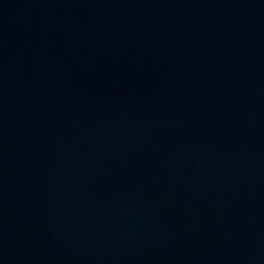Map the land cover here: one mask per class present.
<instances>
[{
    "label": "water",
    "instance_id": "water-1",
    "mask_svg": "<svg viewBox=\"0 0 264 264\" xmlns=\"http://www.w3.org/2000/svg\"><path fill=\"white\" fill-rule=\"evenodd\" d=\"M0 264H264V0H0Z\"/></svg>",
    "mask_w": 264,
    "mask_h": 264
}]
</instances>
